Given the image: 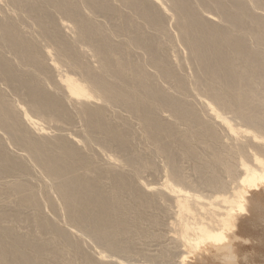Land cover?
Instances as JSON below:
<instances>
[{
    "label": "bare ground",
    "instance_id": "obj_1",
    "mask_svg": "<svg viewBox=\"0 0 264 264\" xmlns=\"http://www.w3.org/2000/svg\"><path fill=\"white\" fill-rule=\"evenodd\" d=\"M249 241L264 0H0V264H238Z\"/></svg>",
    "mask_w": 264,
    "mask_h": 264
},
{
    "label": "rangeland",
    "instance_id": "obj_2",
    "mask_svg": "<svg viewBox=\"0 0 264 264\" xmlns=\"http://www.w3.org/2000/svg\"><path fill=\"white\" fill-rule=\"evenodd\" d=\"M243 228L245 229L244 231H248L250 229V227L248 228L247 226H244ZM252 231H253V227H252ZM251 234H252V232H251ZM256 234L257 235H255V236H258L257 232H256ZM248 238H250V237H248ZM248 238H246V239H248ZM137 247H140V246L137 245ZM238 250H239L238 253L240 254L239 259L237 260L238 264H264V249H262V248L260 249L259 246H256V244L254 242H250V241L245 242L239 246ZM244 255H247L250 257H248V259L242 261L241 258ZM210 262L215 263V264H222V263L218 262V260L214 257H212L210 259Z\"/></svg>",
    "mask_w": 264,
    "mask_h": 264
}]
</instances>
